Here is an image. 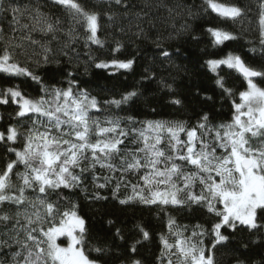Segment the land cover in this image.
<instances>
[{
    "label": "snow or ice",
    "instance_id": "1",
    "mask_svg": "<svg viewBox=\"0 0 264 264\" xmlns=\"http://www.w3.org/2000/svg\"><path fill=\"white\" fill-rule=\"evenodd\" d=\"M0 264H264V0H0Z\"/></svg>",
    "mask_w": 264,
    "mask_h": 264
},
{
    "label": "trees",
    "instance_id": "2",
    "mask_svg": "<svg viewBox=\"0 0 264 264\" xmlns=\"http://www.w3.org/2000/svg\"><path fill=\"white\" fill-rule=\"evenodd\" d=\"M194 23H198V22H194ZM158 27H160V25L158 24ZM203 39V38H202ZM182 44L183 50L185 52V55L187 57H190L192 60H195V58L200 54V48L203 47V44L201 43L199 46L195 43V42H189L184 44L183 42H179ZM142 48H151L150 44H144L142 46ZM134 50V49H133ZM142 55L144 58L146 59H151V53L147 52V51H143ZM180 61H177V63H179ZM144 64V59H140L138 61V65L136 67V74H128V78L127 80H125L123 77L120 78V81H116V80H112V81H106L103 78H99L96 77L93 74H89L86 76H83L82 78L84 80H86L89 84V86L92 88V90L94 91V93H99V88L100 87H107V88H112L114 85L116 86V90L119 91L121 89H123L124 87L134 83L136 80L139 79V73L142 71V68L140 67V65ZM182 75V73L180 74ZM97 85H99V87H97ZM102 95V93H100ZM167 111L165 112V115H167ZM146 118H151V117H146ZM87 211V209H85ZM178 219L181 222H188L187 217L183 216V215H178ZM194 222V221H193ZM221 259L223 260H227L228 257L226 256H221Z\"/></svg>",
    "mask_w": 264,
    "mask_h": 264
}]
</instances>
